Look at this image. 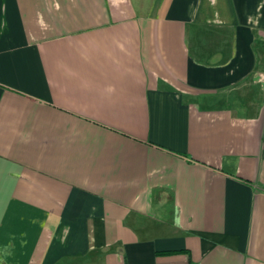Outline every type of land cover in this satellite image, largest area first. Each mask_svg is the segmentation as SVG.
<instances>
[{"label": "crops", "instance_id": "obj_1", "mask_svg": "<svg viewBox=\"0 0 264 264\" xmlns=\"http://www.w3.org/2000/svg\"><path fill=\"white\" fill-rule=\"evenodd\" d=\"M0 264H264V0H0Z\"/></svg>", "mask_w": 264, "mask_h": 264}, {"label": "trees", "instance_id": "obj_2", "mask_svg": "<svg viewBox=\"0 0 264 264\" xmlns=\"http://www.w3.org/2000/svg\"><path fill=\"white\" fill-rule=\"evenodd\" d=\"M167 254V253H166Z\"/></svg>", "mask_w": 264, "mask_h": 264}]
</instances>
